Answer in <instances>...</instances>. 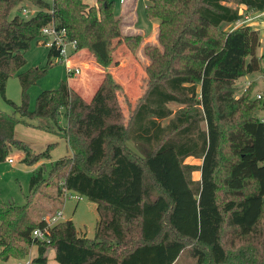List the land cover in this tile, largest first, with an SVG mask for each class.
<instances>
[{
	"label": "trees",
	"instance_id": "trees-1",
	"mask_svg": "<svg viewBox=\"0 0 264 264\" xmlns=\"http://www.w3.org/2000/svg\"><path fill=\"white\" fill-rule=\"evenodd\" d=\"M20 1L0 0L1 91L48 23L105 68L122 55L135 56L144 40L121 34L111 0L91 7L82 0H25L41 12L9 18ZM240 7L264 12V0H147V16L158 20L157 45L142 48L149 82L127 124L119 84L107 71L89 100L66 75L56 89L38 93L32 110L25 87L40 73L18 74L21 101H8L12 114L0 112V161L13 149L25 165L48 158L52 143L33 152L13 138L15 123L34 117L53 122L69 154L45 174L35 169L24 204L0 205V262L21 259L34 244L30 264H45L47 248L57 264H178L186 250L188 264H264V121L257 116L264 100L251 87L236 97L234 87L240 76L262 70L259 33L222 28L243 19ZM56 52L48 48L47 58ZM47 188L95 203L92 238L77 235L69 219L48 224L35 216ZM33 229L47 241L33 237Z\"/></svg>",
	"mask_w": 264,
	"mask_h": 264
},
{
	"label": "rangeland",
	"instance_id": "rangeland-1",
	"mask_svg": "<svg viewBox=\"0 0 264 264\" xmlns=\"http://www.w3.org/2000/svg\"><path fill=\"white\" fill-rule=\"evenodd\" d=\"M92 0H84L85 3L89 4ZM112 1V12L115 17L121 16L122 10L128 8L131 5L132 0H111ZM135 17L136 27L138 31H142L146 37H150V40H143V43L137 49L135 56H123L118 59L116 65L105 68L103 65L105 61H97V59L85 49L80 50L73 54L71 58L75 61V64L80 66V73L75 77H68V82L80 80L82 74L85 72L94 73L92 80L87 82L83 86L82 98L89 100L90 93L94 86L100 81L105 71L111 74L114 80L119 84V88L116 92L117 103L120 111L122 112V122L127 124L131 113L138 103L141 96L144 94L148 86V75L144 68L149 63L147 57L142 53L144 45H157L155 35L157 34L158 20L149 18L145 11L146 1L137 0L135 1ZM20 9H25L28 12V16L25 19L31 18V12H41L39 8L34 6L28 1H20L15 7L9 12V18L14 16H20ZM43 11V10H42ZM239 13L245 17H249L250 12L243 10ZM246 18L243 20L245 21ZM242 20V21H243ZM256 23V24H255ZM252 27L259 25L258 30L260 44L258 47V54L264 52V19H256L251 22ZM232 25H223L224 30L231 29ZM155 39V40H154ZM154 40V41H153ZM43 38L39 37L36 40L31 41L28 50L23 54L24 64L20 66L15 72L10 74L3 84L2 91L0 90V112L6 114L13 113L12 104L18 105L21 101V87L19 83L18 74L25 71H37L39 76L35 78L25 87V95L27 100L28 110L34 108L35 98L38 93L42 90L56 89L62 80H65L66 71L62 61H56L53 57L47 58L48 47L42 44ZM139 54V55H137ZM70 58V59H71ZM112 63V62H111ZM110 63V64H111ZM262 66V65H261ZM89 83V84H88ZM257 94V93H256ZM254 93L253 96L256 97ZM236 95V92H235ZM11 103H9V102ZM170 107L176 109L179 107L176 103H171ZM260 111L258 112V114ZM260 114H264L262 109ZM16 117L18 115L15 114ZM60 119V118H58ZM61 124V122H59ZM50 127L51 130H45L43 127ZM62 126V124H61ZM59 130L54 126L53 122L44 117H34L26 119L25 123L17 122L13 127V138L23 141L29 146L33 152L42 151L47 144L52 143L48 151V158L40 159L37 163L31 165H25L20 161L21 152L13 149L9 156L12 158V162L0 161V205L6 203H12L14 205H22L26 202V195L29 188V179L37 167H41L43 174H45L52 162L57 160L64 155L69 154L66 148L65 140L54 132ZM196 177V172L193 174ZM48 197L45 199L41 198L35 204V216L39 218H45L47 222L53 223L58 220H71L74 230L77 235H84L87 238L94 236L95 222L97 214L95 211V203L88 200L84 196L79 198H67L68 194L73 192L67 191L65 198L59 196L54 188H47ZM220 196L222 193L219 194ZM49 210V211H47ZM60 211L61 217L56 218L54 214ZM51 250L47 248L45 255L50 256ZM30 257L28 254L21 259L8 258L6 261H1L0 264H16L18 261L27 260ZM190 260L189 252L186 250L178 261V264H188ZM53 259L48 260V264Z\"/></svg>",
	"mask_w": 264,
	"mask_h": 264
},
{
	"label": "crops",
	"instance_id": "crops-1",
	"mask_svg": "<svg viewBox=\"0 0 264 264\" xmlns=\"http://www.w3.org/2000/svg\"><path fill=\"white\" fill-rule=\"evenodd\" d=\"M135 1H137V0H132L133 3L131 5H128V8H125L124 10H122V12L120 13L121 16H118L121 20L120 32L122 35L139 34V35L144 37V43H145V41H147V39L150 40V37H146V35L142 31H138L139 29H137V27H136L137 22H136V17H135V13H134L135 7H136ZM145 1L147 2V0H145ZM82 2H83V4L87 5L88 7L95 5L94 0H92L91 3H89V4L85 3L84 0H82ZM119 3H121V0H119ZM146 5H147V3H146ZM239 10H240V12H242L243 10H245V8L240 7ZM244 18H246L245 21L243 20ZM243 19H242L243 21L241 20L238 23H236L235 25H232L231 26L232 28L229 30L233 31V30L240 28V27H243V26H248L255 31L258 30L257 28H259V25H255L256 27H252L253 25L251 24V22H253V20H256V19H264V12L250 13L249 17H245L243 15ZM157 30H158V28H157ZM155 37H156V35H155ZM137 55H139V54H137ZM256 56L261 59L262 70H257V71L251 72V73H246L234 81V87L236 88V97L240 96L242 94V92L244 90H246L248 87H251L252 95L254 93L256 94V93H259L260 91L264 90V52L261 55V54H258V52L256 51ZM73 60L74 59L71 58V61H73ZM73 62L75 63V61H73ZM81 74H82V76H81L80 80H78V81L72 80V82L71 81L68 82V80H67V83L69 86H71L72 88L77 90L78 93L82 96V94L84 92L83 86H85L87 84V82L92 80V78H93L92 75L94 73L92 74L90 72L87 73L84 71L83 73L81 72ZM97 85H98V83L94 86L92 92L90 93L89 98L91 97V94L93 93V91L95 90ZM262 109L264 110V106L259 110L260 113H261ZM260 113L259 114L257 113V116L261 120L264 121V114H260ZM186 162L198 164V163H200V160L195 159L193 157H188L186 159ZM199 177H200V173L196 172V177H194V178L197 179ZM50 250H51V252L49 253L50 254L49 259H53V261H51L50 264H57V262L54 260V251L52 248H50ZM29 255H30V257L27 259V261H30L31 258L36 256V245L32 244L30 246ZM49 259H48V256L46 255L45 264H48ZM15 263H16V261H15Z\"/></svg>",
	"mask_w": 264,
	"mask_h": 264
},
{
	"label": "built area",
	"instance_id": "built-area-1",
	"mask_svg": "<svg viewBox=\"0 0 264 264\" xmlns=\"http://www.w3.org/2000/svg\"><path fill=\"white\" fill-rule=\"evenodd\" d=\"M37 12H31V17L34 16ZM48 13H51L49 10ZM20 17L26 18L28 16V12L25 9H20ZM40 37L43 38L42 44L48 48L54 47L56 49V56L54 59L56 61H62L64 64V68L66 71V75L69 77L76 76L80 73V66L71 61V56L76 53V42L75 40L68 39L66 36V32L63 28H58L55 26L53 22L48 23L43 26L39 30ZM256 97L264 100V90L260 91L256 94ZM8 163L12 162L11 156L7 155L4 158ZM67 191L62 189L63 198H65ZM80 196L73 193L68 194L67 198H79ZM54 217L60 218L61 212L57 211L54 214ZM45 220V218H44ZM46 221V220H45ZM47 222V221H46ZM48 224L50 222H47ZM32 236L37 238L38 240L47 241L45 234L39 229H33L31 232ZM16 264H30L29 261H18Z\"/></svg>",
	"mask_w": 264,
	"mask_h": 264
}]
</instances>
